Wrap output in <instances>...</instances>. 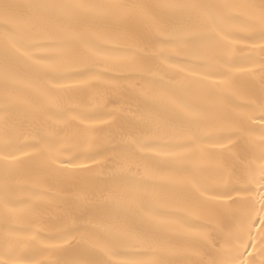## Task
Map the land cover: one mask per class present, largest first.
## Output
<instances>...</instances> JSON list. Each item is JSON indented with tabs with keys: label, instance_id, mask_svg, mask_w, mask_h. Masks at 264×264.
<instances>
[{
	"label": "snow or ice",
	"instance_id": "1",
	"mask_svg": "<svg viewBox=\"0 0 264 264\" xmlns=\"http://www.w3.org/2000/svg\"><path fill=\"white\" fill-rule=\"evenodd\" d=\"M0 264H264V0H0Z\"/></svg>",
	"mask_w": 264,
	"mask_h": 264
}]
</instances>
